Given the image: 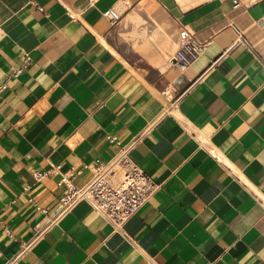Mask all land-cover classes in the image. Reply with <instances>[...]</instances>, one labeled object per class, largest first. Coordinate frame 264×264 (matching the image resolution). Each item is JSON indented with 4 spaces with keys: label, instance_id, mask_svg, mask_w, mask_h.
Here are the masks:
<instances>
[{
    "label": "crops",
    "instance_id": "obj_1",
    "mask_svg": "<svg viewBox=\"0 0 264 264\" xmlns=\"http://www.w3.org/2000/svg\"><path fill=\"white\" fill-rule=\"evenodd\" d=\"M0 86V264H264V0H0ZM129 144L149 201L59 215Z\"/></svg>",
    "mask_w": 264,
    "mask_h": 264
},
{
    "label": "built area",
    "instance_id": "obj_2",
    "mask_svg": "<svg viewBox=\"0 0 264 264\" xmlns=\"http://www.w3.org/2000/svg\"><path fill=\"white\" fill-rule=\"evenodd\" d=\"M233 1L235 6L240 4V0ZM104 14L111 20L119 17L115 8L106 10ZM207 46L208 42L198 40L188 29H183L179 32L178 47L170 59V64L184 71L204 54ZM21 70H16L15 74ZM2 89L0 86V93ZM107 139L120 145L116 136L108 135ZM131 149L132 144L121 145L111 161L97 164L92 178L84 186H76L71 177L63 174L59 184L65 186V191L60 197L59 215L72 209L79 202L86 201L115 229L120 230L158 189V183L134 162ZM117 168L122 169L119 177L116 176ZM59 169L60 165L52 166L49 170L36 171L34 175L40 180ZM25 248L22 245V249Z\"/></svg>",
    "mask_w": 264,
    "mask_h": 264
}]
</instances>
